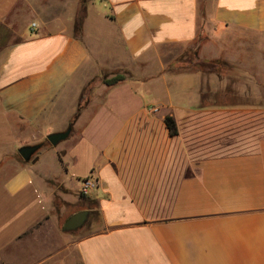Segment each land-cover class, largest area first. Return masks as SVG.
Returning a JSON list of instances; mask_svg holds the SVG:
<instances>
[{"label":"crops","instance_id":"crops-1","mask_svg":"<svg viewBox=\"0 0 264 264\" xmlns=\"http://www.w3.org/2000/svg\"><path fill=\"white\" fill-rule=\"evenodd\" d=\"M79 8L0 0V120L18 146L0 157L24 147L22 128L39 143L71 129L12 162L4 195L40 211L0 242V264H264V0H90L77 38ZM199 36L208 80L170 71L167 52ZM89 177L95 220L63 233L93 216Z\"/></svg>","mask_w":264,"mask_h":264},{"label":"rangeland","instance_id":"rangeland-1","mask_svg":"<svg viewBox=\"0 0 264 264\" xmlns=\"http://www.w3.org/2000/svg\"><path fill=\"white\" fill-rule=\"evenodd\" d=\"M204 51L205 53H211L212 48L209 41H207V38L205 37L202 39L201 36H199L197 41H195V43L190 47H186L184 49H171L167 52L168 57H165V60L169 62L168 69L173 72H197L203 74L206 78L212 75L213 68L206 66V63H203L200 59L199 55ZM217 69L220 71L226 70L225 67H216V71H218ZM17 129L18 136L21 128L18 127ZM26 131L28 139L21 143L24 147L37 146L40 144L48 145L46 142L39 143L33 141L31 139L32 136L30 135V128L21 129L22 134H24ZM17 147L18 146L14 140V137L10 136L8 125L3 124V122L0 120V153L10 154L12 151L13 154ZM37 153L34 156H36ZM14 161L19 165L24 164L18 153H15L12 155V157H0V242L7 240L13 237L15 234L23 231L25 227L32 224V222L38 218L40 211L36 198L29 195V193L12 199L4 195L2 186L13 176L14 165L12 162ZM80 197L83 198L81 195ZM86 199L89 200V198ZM83 205V209L88 208V202L83 203ZM57 206L58 202L55 201L54 207L56 208ZM94 220L95 216L93 215L91 220H88L85 226L80 230L83 231L82 234H84V229L87 228L88 224ZM66 238L67 236L63 235V241ZM1 257L4 258L5 255L0 254V258Z\"/></svg>","mask_w":264,"mask_h":264},{"label":"water","instance_id":"water-1","mask_svg":"<svg viewBox=\"0 0 264 264\" xmlns=\"http://www.w3.org/2000/svg\"><path fill=\"white\" fill-rule=\"evenodd\" d=\"M70 133H71V129H68L65 133L50 135L47 137V143L51 147H56L60 143L66 141ZM41 148H42L41 145L22 147L18 150V155L25 164H28L30 163L33 156ZM88 217H89V213L86 211L75 214L74 216H72L65 222L62 228V232L63 233H75L81 230L85 226L88 220Z\"/></svg>","mask_w":264,"mask_h":264},{"label":"trees","instance_id":"trees-1","mask_svg":"<svg viewBox=\"0 0 264 264\" xmlns=\"http://www.w3.org/2000/svg\"><path fill=\"white\" fill-rule=\"evenodd\" d=\"M90 0H80V8H79V11L77 12V15H76V18H75V22H74V36L75 37H80L81 36V32H82V28H83V23L85 21V18H86V10H87V4ZM206 66H210L211 68H214L215 64H205ZM223 67H226V65H221ZM125 81V78L123 76H120V75H116L114 76L113 78L107 80V79H104L103 80V85L110 88V87H114L122 82ZM76 117L77 115L75 116V118L73 119V122L74 120H76ZM72 122V123H73ZM72 123L70 125V127L72 126ZM164 123H165V126L169 132V134L172 136V137H175L177 136V130H176V126H175V123L173 121L172 118H165L164 119ZM83 201L85 202H88V208L86 209L87 211H90L91 212V216L92 215H97V212H96V209H97V205L96 203H94L93 201H90L86 198H82ZM88 200V201H87Z\"/></svg>","mask_w":264,"mask_h":264},{"label":"built area","instance_id":"built-area-1","mask_svg":"<svg viewBox=\"0 0 264 264\" xmlns=\"http://www.w3.org/2000/svg\"><path fill=\"white\" fill-rule=\"evenodd\" d=\"M33 27H35V25H33ZM80 183V195L84 198L92 197L97 191V181L92 177L86 178Z\"/></svg>","mask_w":264,"mask_h":264}]
</instances>
